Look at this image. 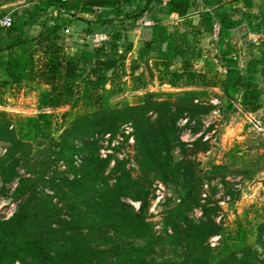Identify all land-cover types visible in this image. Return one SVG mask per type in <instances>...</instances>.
Segmentation results:
<instances>
[{"label": "trees", "instance_id": "1", "mask_svg": "<svg viewBox=\"0 0 264 264\" xmlns=\"http://www.w3.org/2000/svg\"><path fill=\"white\" fill-rule=\"evenodd\" d=\"M200 1V23L197 27L188 21L190 31L170 30L163 20L170 14L186 17L195 0H33L0 13V19L11 17L10 26L0 25V106L8 89L24 82L45 86L38 93L36 114L18 117L13 125L11 116L0 110V142L7 143L0 179L2 185L17 180L10 201L16 203L15 210L0 217V264H264V257L248 242L254 237L264 248V212L254 228L245 218H236L232 228L216 222L219 207L200 202L204 177L187 158L178 125L182 118L189 121L200 113L204 107L198 99L209 88L219 89L229 111L238 105L244 112H255L264 105V85L258 84L264 77V48L244 69L229 43L243 20L248 32L259 31L264 10L258 15L262 21L252 23L253 0ZM237 12L240 19L235 18ZM77 15H87V30L104 31L108 40L75 53L66 51L63 30ZM143 19L154 25L151 38L138 47L132 70L136 61L152 60L166 84L186 89L161 98L162 93L143 87L135 102L116 99L127 90L122 77L125 59L133 51L127 29ZM214 23L219 24L217 58L223 73L209 60L205 70L194 67L201 57L197 40L202 33H212ZM35 25L40 29L31 35L29 29ZM62 107L69 108L61 112L58 125L54 110ZM125 125L133 129L137 169L134 173L128 168L126 158L113 159L110 183L106 169L112 159L98 153L97 135L114 136ZM191 146L194 151L207 150L199 138ZM176 148L179 160L174 158ZM78 155L81 161L75 165ZM60 162L65 169L55 168L46 177ZM21 167L31 176L20 174ZM155 180L172 183L181 193V203L170 217L173 231L161 239L148 220ZM129 201L138 202V207ZM195 206L202 211L197 221L187 213ZM213 236L219 237L214 247L209 243ZM166 242L172 255L164 250Z\"/></svg>", "mask_w": 264, "mask_h": 264}, {"label": "rangeland", "instance_id": "2", "mask_svg": "<svg viewBox=\"0 0 264 264\" xmlns=\"http://www.w3.org/2000/svg\"><path fill=\"white\" fill-rule=\"evenodd\" d=\"M31 1L33 0H0V13L11 12L14 7L21 4L28 5ZM238 15L240 16L239 12L236 13V16ZM87 17L85 15H77L72 18V24L68 26L70 32L65 33L63 36L66 51L75 53L77 48L93 46L85 38L89 32L87 30L89 27ZM92 25L98 27L95 24ZM173 27L179 29L180 24ZM248 27L247 21L243 20L241 27L236 29L232 37V40L236 41L238 45L240 43L245 44L241 45L239 49L244 53L241 54L239 59L244 69L249 57L264 47V39L261 38V41L257 40V43L252 41L255 35L252 34L253 37H251V34L248 33ZM39 29L35 25L29 29V33L35 35ZM126 37L127 40L131 41L133 46L130 56L125 59L124 70L126 74L122 77V83H124V87L127 90L124 94L117 96L116 99L125 98L127 101L135 102L137 101V96L143 92V87L149 91L162 93L161 98H166L165 93L169 91L177 92L186 89L181 87L172 88L166 84V80L164 79L167 78L160 75L152 60H148L147 62L145 60L136 61L133 64L135 69L132 70L131 63L133 59L137 58L138 45L143 41L144 34H141V31L137 32L132 28H128ZM200 38L204 37L201 36ZM197 44V47L201 49L202 56L200 57L201 59L199 58L194 62V67L198 70H205V61L209 60L214 63L213 69L215 71L223 73L224 66L219 58H217L218 48L216 42L210 45L208 40H197ZM235 45L237 44L235 43ZM239 50L237 49V52ZM176 65L179 64L177 63ZM209 75H212V72ZM258 84L260 86L264 85V77L259 79ZM44 88V85L24 82L20 86H15L4 91L1 95L3 105L0 106V110L6 111L11 116V123L14 125L18 117L24 118L38 112L37 97L39 91ZM209 91L208 94L198 99L200 100L199 102L202 101L204 107L200 109V113L195 114L194 117L191 116L190 122L187 121V117L182 118L178 123L181 129L180 140L188 147L187 158L196 164V168L202 172L204 177L200 202H209L210 205H217L219 207L215 219L216 222L224 227L232 228L236 218H245L254 228L261 220L260 215L264 212V186H260L258 183L252 185V181L263 177L264 172V105L255 112H244L238 105H236L237 110L229 111L220 97L221 92L219 89L209 88ZM211 99H216L218 101L217 104L211 103ZM209 106L211 108L207 112H203ZM66 109L67 107H62L54 110V123L58 125L62 124L61 112ZM219 109L221 112L217 111L216 114L213 112ZM81 110V108L78 109V111ZM193 128H197L198 131H192ZM132 131L131 127L129 134ZM57 135L58 133L54 136L57 137ZM124 135H128L124 132V129H119L109 139L102 134L97 135L98 153L100 154L101 150H104L105 154L107 156L110 155L112 159L106 169L110 183L114 181V174L111 172L115 164L113 159L126 158L128 160L127 167L134 169V173L137 169L133 158L135 152L133 135H128L127 140H125ZM130 138H132L131 141ZM198 138L207 144L206 151L193 150L191 143ZM6 146L7 143L0 142V158L5 155ZM173 153L175 159L179 160L181 158L178 148ZM40 161H42V157H39L38 162L40 163ZM80 161L81 156L78 155L74 157L73 164L78 165ZM39 163L33 168L37 169ZM63 163L60 162L56 166L52 165L47 170L46 177L52 175L55 168L60 171L64 170L65 166ZM217 166L220 168L216 169V172L212 174L211 170ZM19 173L27 177L31 176L22 167L19 168ZM63 174H68V172ZM16 181L14 180L9 184L2 185L0 179V217H5L10 212V201H14L11 194L17 185ZM46 189L48 193H52L49 188ZM233 195L234 197L232 198ZM180 200L181 193L174 184L164 183L160 180L153 182L148 220L153 224L155 235L159 239L163 238L165 233H172V219L170 217L173 216L177 205L181 203ZM129 202L135 208L138 207V202ZM187 213L191 219L196 221L202 215L201 208L198 206L188 210ZM213 237H217V240L212 241ZM213 237L209 239L210 246L212 247L218 244L219 238L218 236ZM248 242L253 244V247L258 249L261 256L264 257V248L254 243V237H249ZM166 243L164 250H168V255H172L173 252L168 248L170 244Z\"/></svg>", "mask_w": 264, "mask_h": 264}, {"label": "crops", "instance_id": "3", "mask_svg": "<svg viewBox=\"0 0 264 264\" xmlns=\"http://www.w3.org/2000/svg\"><path fill=\"white\" fill-rule=\"evenodd\" d=\"M201 8H202L201 1L200 0H195L194 7L191 8L189 14L186 17H179L177 14H170L169 16L164 18L163 23L166 24L170 30H172L173 28H177V27H173V26H176V25L180 24L179 30H181V31H185V30L190 31L191 28L188 26V21H190L193 26H197L198 27L199 23H200L199 11L201 10ZM262 10H264V0H260V2H259V0H253V8H252L253 19H252V23H259V22L262 21L261 17L258 16ZM85 16H87V15H85ZM235 18L236 19H240L241 15L240 16L239 15L238 16L235 15ZM147 20H151V19H143L139 26L133 28L134 31H137V32L141 31V34L142 33L144 34L143 40H149L151 38L152 26L154 25V22L151 25H146L145 21H147ZM260 27H261L260 30L257 31V32H250V31L248 32L251 35L254 34L255 36H258V41H261L262 39H264V24H262ZM235 31H236V29H234L232 31L231 37L229 39V43L237 51V49L238 50L240 49L241 45H245V44L240 43V45H238V43L236 41L232 40V37H233V34H234ZM201 36L204 37V38H199L198 40H202V41L208 40L210 45H213V43L217 41V40L213 39L212 33H210V34L202 33ZM235 43L237 45H235ZM140 44H141V42L139 43V45ZM263 48L264 47H262L261 49H263ZM237 53L240 55V57H241V54H244L240 50ZM257 53H259V52H257ZM257 53L254 54L253 56L257 55Z\"/></svg>", "mask_w": 264, "mask_h": 264}, {"label": "built area", "instance_id": "4", "mask_svg": "<svg viewBox=\"0 0 264 264\" xmlns=\"http://www.w3.org/2000/svg\"><path fill=\"white\" fill-rule=\"evenodd\" d=\"M66 1V0H64ZM10 23H11V17L9 14L5 15L4 17H2L0 19V25L3 26V27H8L10 26ZM145 24L146 25H151L153 24V21L152 20H147L145 21ZM64 33H69L70 32V29L68 27H66L64 30H63ZM218 34H219V24L218 23H214L213 25V30H212V37L214 40H217L218 39ZM251 37H253V35H251ZM258 38V36H256ZM254 36L253 38V42L256 43L257 42V38ZM85 38L87 39V41L91 42L93 44V46H97V45H101L102 43H105L107 40H108V34L105 33L104 31H96V30H92L91 32H88L85 36ZM196 102H198V100H195ZM211 103L213 104H217V100L215 99H211L210 100ZM217 111L219 112V110H214L213 112L216 114ZM124 129V132L126 134H129V132L131 131V127L129 125H125L123 127ZM108 139L110 138V135L109 134H106L105 135ZM132 140V138H130V141ZM109 152V150H107ZM100 155L102 157H106L107 155L105 154L104 150H101V153ZM11 205V209H10V212L7 214L6 217H9L15 210V204L14 203H10ZM212 241L213 240H217V237H213L211 239ZM214 244V243H212Z\"/></svg>", "mask_w": 264, "mask_h": 264}, {"label": "water", "instance_id": "5", "mask_svg": "<svg viewBox=\"0 0 264 264\" xmlns=\"http://www.w3.org/2000/svg\"><path fill=\"white\" fill-rule=\"evenodd\" d=\"M68 108L69 107H67V109ZM44 111H48V109L47 110H44ZM256 183H258L260 186H264V172H263V177L258 178L256 180L252 181V185H255Z\"/></svg>", "mask_w": 264, "mask_h": 264}]
</instances>
